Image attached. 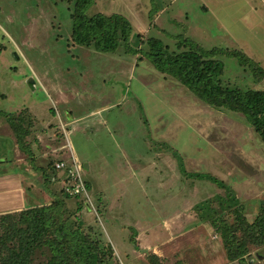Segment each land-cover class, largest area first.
<instances>
[{"label": "rangeland", "instance_id": "1", "mask_svg": "<svg viewBox=\"0 0 264 264\" xmlns=\"http://www.w3.org/2000/svg\"><path fill=\"white\" fill-rule=\"evenodd\" d=\"M72 10L64 0H0V156L10 154L8 134L17 138L3 114L23 111L34 154L23 167L54 177L50 201L64 200L71 212L84 200L65 198V171L53 166L76 159L90 203L78 216L112 247L111 264H150L152 253L163 264H242L228 261L195 209L205 201L218 208L227 191L187 175L232 188L254 221L264 204V141L237 114L204 104L132 50H147L151 37L172 50L177 38H190L205 49L242 51L264 69V0H94L89 14L131 22V52L74 44ZM219 59L225 84L264 89L236 58ZM252 255L251 264H264V248Z\"/></svg>", "mask_w": 264, "mask_h": 264}, {"label": "trees", "instance_id": "2", "mask_svg": "<svg viewBox=\"0 0 264 264\" xmlns=\"http://www.w3.org/2000/svg\"><path fill=\"white\" fill-rule=\"evenodd\" d=\"M64 1L73 5L74 44L93 47L100 52H115L121 47L131 52L129 40L133 26L125 16L89 14L94 0ZM175 41L176 48L172 50L162 40L151 37L145 42L147 50L139 47L132 53L146 56L160 73L175 78L209 107L237 114L264 141V89H243L225 84L222 81L224 63L219 57L236 58L241 67L251 71L257 82L264 79V69L236 49H205L190 38H177ZM25 114L21 111L3 115L17 135L19 149L32 159L34 154L27 142L31 125H27L29 117ZM53 169L56 171L55 166ZM41 172L45 179L42 184L48 187L54 177L47 176L44 170ZM187 176L211 181L227 191L224 198L217 197L218 208L213 206V201L196 205L197 216L218 234L229 262L251 264L250 260L254 259L252 253L264 248V204L260 215L249 221L232 188L209 175ZM62 181L64 186L61 190L65 198H80L84 202L75 212L68 210L64 200L59 199L0 215V264H111L113 254L99 238L84 228L85 223L78 216L83 209L90 210V203L84 196L85 199L66 193L65 185L69 179ZM85 183L88 189L89 184ZM39 256L44 257V262L37 261ZM148 257L150 264H162L156 255ZM176 264L182 263L178 261Z\"/></svg>", "mask_w": 264, "mask_h": 264}, {"label": "crops", "instance_id": "3", "mask_svg": "<svg viewBox=\"0 0 264 264\" xmlns=\"http://www.w3.org/2000/svg\"><path fill=\"white\" fill-rule=\"evenodd\" d=\"M3 122L1 119L0 123ZM73 122L75 121L73 120ZM10 136L12 135L8 134V140H11L12 144L10 154L6 158L0 156V215L48 204L52 199L50 194L56 197L54 193H51V190L47 189L49 186L41 184L42 179L39 175L41 171L26 165L23 167L24 164H27L25 154L19 149L15 136L11 138ZM59 179L61 182L64 180L61 176ZM42 195H44L45 201L39 200ZM152 254L156 255L163 264L160 253Z\"/></svg>", "mask_w": 264, "mask_h": 264}, {"label": "built area", "instance_id": "4", "mask_svg": "<svg viewBox=\"0 0 264 264\" xmlns=\"http://www.w3.org/2000/svg\"><path fill=\"white\" fill-rule=\"evenodd\" d=\"M55 167L57 171H65L63 178L69 179V183L65 185L66 193L71 196H85L88 198V189L81 173L82 166L76 159L73 160L72 165H68L66 162H58Z\"/></svg>", "mask_w": 264, "mask_h": 264}, {"label": "water", "instance_id": "5", "mask_svg": "<svg viewBox=\"0 0 264 264\" xmlns=\"http://www.w3.org/2000/svg\"><path fill=\"white\" fill-rule=\"evenodd\" d=\"M27 82H28L29 86H33V85H35V81H34L33 78H30L29 80H27ZM84 168H85V169H88V168H89L88 164H84ZM108 249L110 250V252H111L112 254L114 253V252H113V249H112L111 246H109Z\"/></svg>", "mask_w": 264, "mask_h": 264}]
</instances>
